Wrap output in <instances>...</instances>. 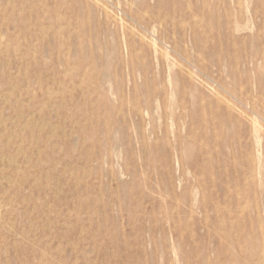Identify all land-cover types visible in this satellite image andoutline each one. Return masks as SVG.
Instances as JSON below:
<instances>
[{"label": "rangeland", "instance_id": "rangeland-1", "mask_svg": "<svg viewBox=\"0 0 264 264\" xmlns=\"http://www.w3.org/2000/svg\"><path fill=\"white\" fill-rule=\"evenodd\" d=\"M229 235L264 264V0H0V264Z\"/></svg>", "mask_w": 264, "mask_h": 264}, {"label": "bare ground", "instance_id": "bare-ground-1", "mask_svg": "<svg viewBox=\"0 0 264 264\" xmlns=\"http://www.w3.org/2000/svg\"><path fill=\"white\" fill-rule=\"evenodd\" d=\"M227 241L229 242L226 244L227 248L217 245L214 249H205L203 247L195 252L193 251V254L191 252H183L181 257L184 264H256V247H248L245 244L240 248V253H238L233 249L237 247V243L230 235ZM226 249L227 252H225Z\"/></svg>", "mask_w": 264, "mask_h": 264}]
</instances>
